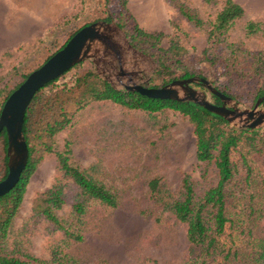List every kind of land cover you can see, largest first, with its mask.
Listing matches in <instances>:
<instances>
[{
	"label": "rangeland",
	"instance_id": "obj_1",
	"mask_svg": "<svg viewBox=\"0 0 264 264\" xmlns=\"http://www.w3.org/2000/svg\"><path fill=\"white\" fill-rule=\"evenodd\" d=\"M232 1L242 8L243 15L234 23L227 40L252 52H264V0ZM223 2L126 0L125 9L142 31L162 34V47L176 39L174 49L183 50L186 55H199L207 48L205 33L181 17L178 5L205 24L214 18ZM101 3V0H0V33L5 34L0 52V89H9L23 75L35 70L74 30L103 21L99 19ZM248 21L260 23L262 30L245 38L243 26ZM106 23L115 25L114 21ZM128 29L126 25L125 30ZM119 30V36L128 43L125 30ZM130 47L138 54L126 53L125 68L135 74L132 77L135 83L153 88L169 83L167 77L156 74V66L147 54ZM81 63V69H92L98 79L115 84L107 73L99 75L100 67L96 70L90 60ZM197 70L199 77L214 88L224 80L219 67L200 64ZM192 87L203 91L196 85ZM203 92L212 103L211 96ZM233 102L239 109L253 106L245 99ZM257 109L263 110L264 105ZM263 130L264 126L258 129ZM64 142L70 146L69 163L118 198L115 209L88 203L82 215H74L70 206L77 201L76 189L63 182L65 204L56 215L64 228L81 237L79 242L64 238L52 225L31 214L35 194L60 178L55 153ZM259 165L263 169L262 161ZM185 174L197 175L194 139L185 118L169 110L147 114L126 111L110 103L91 104L54 136L52 153L36 165L11 221L5 246L41 261L65 255L78 264H183L190 251L185 228L166 211L162 198L168 200L177 195ZM152 179L158 180L159 201L152 199L147 189ZM255 233L264 237V220L259 221Z\"/></svg>",
	"mask_w": 264,
	"mask_h": 264
},
{
	"label": "trees",
	"instance_id": "obj_2",
	"mask_svg": "<svg viewBox=\"0 0 264 264\" xmlns=\"http://www.w3.org/2000/svg\"><path fill=\"white\" fill-rule=\"evenodd\" d=\"M101 1L99 19L114 21L121 30L128 25L125 36L129 45L147 54L156 66V74L167 77V82L199 77L197 67L206 64L221 68L224 80L215 89L224 96L235 101L245 99L250 104L264 97V52H252L240 43L227 40L234 23L243 15L242 8L232 0H224L214 18L205 24L178 5L181 17L205 33L207 48L199 55H186L183 50L174 49L176 39L162 47V34L146 33L138 28L125 9L126 0ZM80 28L71 32L57 50ZM261 30L260 23L248 21L243 26V35L248 38ZM53 53L46 56L43 63ZM81 64L74 65L39 89L25 110L21 131L27 147V161L15 186L0 197V264H78L65 255L41 261L8 249L5 244L27 181L36 165L52 153L54 136L94 103H110L126 111L147 114L169 110L185 118L191 126L197 175H183L177 195L168 200L162 198L166 211L185 228L190 251L183 264H264V237L255 233L259 221L264 220V130L235 129L221 117L191 103L151 100L136 93L114 90L98 79L92 69H81ZM28 74L9 89H0V109ZM211 98L213 104L219 105L217 98ZM5 146V133L1 130L0 181L6 176ZM70 153L68 142L55 153L60 178L35 194L31 214L52 225L64 238L79 242L81 237L64 228L56 215L65 204L63 182L76 189L77 201L70 206L74 215H82L88 203L115 209L118 198L71 165ZM157 187V179L147 183L150 197L159 201Z\"/></svg>",
	"mask_w": 264,
	"mask_h": 264
},
{
	"label": "water",
	"instance_id": "obj_3",
	"mask_svg": "<svg viewBox=\"0 0 264 264\" xmlns=\"http://www.w3.org/2000/svg\"><path fill=\"white\" fill-rule=\"evenodd\" d=\"M120 35V30L112 23L98 21L80 28L62 48L53 53L37 69L30 72L20 85L5 99L0 109V131L5 133L6 176L0 181V197L8 193L17 183L27 161V147L22 135L23 116L34 94L49 82L55 80L71 67L90 60L100 73H107L115 80L110 87L125 93H136L141 97L191 103L205 111L221 117L230 127L255 131L264 126V109L257 108L264 97L257 99L251 109H239L233 100L218 92L207 80L190 77L159 87L137 84L135 75L126 70V53H136ZM138 54V53H136ZM202 88L209 96L218 99L219 105L209 102Z\"/></svg>",
	"mask_w": 264,
	"mask_h": 264
},
{
	"label": "crops",
	"instance_id": "obj_4",
	"mask_svg": "<svg viewBox=\"0 0 264 264\" xmlns=\"http://www.w3.org/2000/svg\"><path fill=\"white\" fill-rule=\"evenodd\" d=\"M3 36H5V34L4 33H0V52L2 51L1 47H3L5 45V39L3 38Z\"/></svg>",
	"mask_w": 264,
	"mask_h": 264
}]
</instances>
